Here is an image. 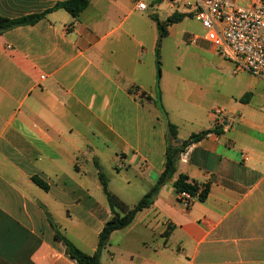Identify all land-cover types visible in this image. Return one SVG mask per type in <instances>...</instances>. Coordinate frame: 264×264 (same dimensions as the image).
<instances>
[{"label":"crops","instance_id":"crops-1","mask_svg":"<svg viewBox=\"0 0 264 264\" xmlns=\"http://www.w3.org/2000/svg\"><path fill=\"white\" fill-rule=\"evenodd\" d=\"M61 1L0 0V16L39 14ZM128 2L89 0L77 18L59 9L0 33V264H76L50 222L93 254L112 216L98 173L109 192L108 181L121 176L142 197L164 170L162 110L177 127L174 146L215 126L221 133L187 146L152 205L121 229L127 259L106 252V261L102 251L100 264H264V109L245 92L239 111L218 118L167 92L154 52L128 41ZM180 174L208 187L205 200L178 202Z\"/></svg>","mask_w":264,"mask_h":264},{"label":"rangeland","instance_id":"rangeland-1","mask_svg":"<svg viewBox=\"0 0 264 264\" xmlns=\"http://www.w3.org/2000/svg\"><path fill=\"white\" fill-rule=\"evenodd\" d=\"M179 12V8H169L165 3H158L146 12H135L128 2V41L136 40L141 43L143 51L154 52L155 62L159 61L161 85L165 84L167 92L204 108L223 111H239L238 100L245 92H252L251 106L264 109V86L254 82L249 74L234 75L232 64L220 58L203 40L205 30L194 18L184 16L180 22L166 26V34L159 39L154 18L164 22L168 16ZM191 36L199 37L195 44L190 43ZM156 48L158 57L155 56ZM129 49L137 51L138 48L129 45ZM120 177L108 181L110 192L131 208L141 197L134 196ZM136 182L144 187L140 181ZM106 252L127 259L128 230L116 232L103 250L106 261H109Z\"/></svg>","mask_w":264,"mask_h":264},{"label":"built area","instance_id":"built-area-1","mask_svg":"<svg viewBox=\"0 0 264 264\" xmlns=\"http://www.w3.org/2000/svg\"><path fill=\"white\" fill-rule=\"evenodd\" d=\"M133 11L146 12L158 3L179 8V15L194 18L205 30L202 37L212 51L233 66V73L246 72L264 81V0H130ZM199 37L191 36L195 44ZM224 113L215 109L216 117ZM204 185H197L193 196L176 193V199L188 208Z\"/></svg>","mask_w":264,"mask_h":264},{"label":"trees","instance_id":"trees-1","mask_svg":"<svg viewBox=\"0 0 264 264\" xmlns=\"http://www.w3.org/2000/svg\"><path fill=\"white\" fill-rule=\"evenodd\" d=\"M88 4L89 0H65L57 2L51 9L39 14H33L18 19H7L0 16V33L14 27L35 24L36 22L44 18L49 12L59 9L66 11L73 18H77L79 14L88 6ZM183 17L184 16L182 15L174 13L171 16L167 17L164 22H160L157 20V18H154L159 33V39L166 34V26L180 22ZM159 39L157 45L159 44ZM155 56L158 57L157 48L155 49ZM156 67L159 76V61H156ZM249 97L250 93H245L239 99V101L245 103L247 102ZM160 108L162 109V106H160ZM161 112L163 113V116L167 121L166 126L168 135V141L165 151L164 170L156 179L154 185L140 198V200L133 207L128 208L117 197L112 195L107 190L106 177L102 173H98V177L100 179V183L106 196L107 202L110 206L112 216L104 224L101 232L99 233L96 250L93 254H85L84 252L76 248L64 235L56 230L54 225L50 222V225L54 231V239L60 242L65 247V253L72 260H74L76 264H100V254L107 247L110 234L130 225L138 212L148 209L152 205L154 198L157 196L160 188L168 183L176 173L179 156L182 152H184L185 148L190 144L202 140L211 133H221L220 129L215 126L209 130L201 131L199 133H193L186 140L182 141L178 146H174L172 142L176 141L177 139V127L167 120V114L163 110ZM32 181L40 188L47 190L46 185L38 179L32 178ZM197 185V183L189 182L187 176L183 174L178 175L177 179L173 182V188L176 193L186 192L191 196H193L197 191ZM207 193L208 187L204 186V189L199 196V200H205Z\"/></svg>","mask_w":264,"mask_h":264}]
</instances>
